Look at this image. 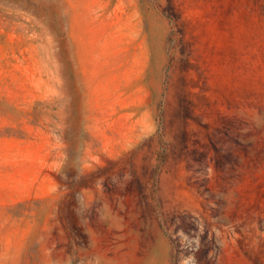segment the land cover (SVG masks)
<instances>
[{
	"label": "rangeland",
	"instance_id": "1",
	"mask_svg": "<svg viewBox=\"0 0 264 264\" xmlns=\"http://www.w3.org/2000/svg\"><path fill=\"white\" fill-rule=\"evenodd\" d=\"M0 264H264V0H0Z\"/></svg>",
	"mask_w": 264,
	"mask_h": 264
},
{
	"label": "bare ground",
	"instance_id": "2",
	"mask_svg": "<svg viewBox=\"0 0 264 264\" xmlns=\"http://www.w3.org/2000/svg\"><path fill=\"white\" fill-rule=\"evenodd\" d=\"M183 208H177V214L181 215V212H183ZM169 214V213H168ZM172 215V214H171ZM183 217L179 219V225L183 227L184 223L182 222ZM162 238L161 235L157 230H154L152 232V235L148 237L146 240V246H145V258L153 260L156 258H160V255L157 254V249L159 248V245L161 244Z\"/></svg>",
	"mask_w": 264,
	"mask_h": 264
}]
</instances>
